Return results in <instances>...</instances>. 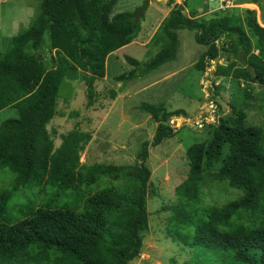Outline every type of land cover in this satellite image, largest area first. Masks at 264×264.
I'll return each mask as SVG.
<instances>
[{"label":"trees","instance_id":"1","mask_svg":"<svg viewBox=\"0 0 264 264\" xmlns=\"http://www.w3.org/2000/svg\"><path fill=\"white\" fill-rule=\"evenodd\" d=\"M115 4L41 0L30 27L0 51V111L10 107L18 115L0 123V170L15 175L9 189H0V264H132L142 251L149 228L148 148L172 138L168 122L185 112L141 103L140 111L156 124L155 133L127 166L84 167L80 153L91 134L75 128L55 148L47 129L63 79L81 73L91 106L93 85L105 77L108 56L140 31V22L134 26L133 21L139 8L112 15ZM227 11L202 18L186 16L174 5L147 43L158 51L146 62L126 57L132 69L117 81L124 85L176 61L177 32L188 30L206 48L195 70L205 72L214 62V76L256 84L264 97V27L253 10H244V18ZM45 32L55 52L50 69L44 57L37 58ZM244 93L251 97L246 88ZM116 95L111 92L113 100ZM232 112L233 117L212 126L208 140L186 149L188 176L174 189L177 203L167 235L193 253L194 264H264V130L247 123L244 109ZM216 164L228 185L243 194L205 207L198 178ZM32 188L43 190L45 197L50 188L52 197L39 204L32 199L16 203L11 213L10 203Z\"/></svg>","mask_w":264,"mask_h":264},{"label":"rangeland","instance_id":"2","mask_svg":"<svg viewBox=\"0 0 264 264\" xmlns=\"http://www.w3.org/2000/svg\"><path fill=\"white\" fill-rule=\"evenodd\" d=\"M41 0H0V51L10 46V39L28 29L39 12ZM147 0H116L112 15L122 12H135ZM177 0H149L140 18V31L132 42L113 52L106 60V74L93 85V104L87 106V92L81 73L76 78H64L56 100V113L47 126L54 147L61 144L62 136L73 129L91 134V140L80 153V165L93 164L132 165L136 161L141 144L151 141L156 124L150 116L141 112L139 105L164 104L167 110L181 109L185 116L173 117L168 125L174 135L156 147H149L146 166L150 170V186L147 201L149 228L143 239L142 251L132 264H194L193 253L183 248L167 235L168 218L171 208L177 203L174 189L188 176V162L185 152L193 144L210 138L212 126L219 119L233 117L232 109H244L247 123L264 130V97L256 84H249L230 77H217L212 74L214 62L205 72L193 68L205 47L194 41V32L180 30L177 59L163 65L157 72L137 78L121 85L117 77L127 73L132 67L125 58L130 57L146 62L155 55L158 47L148 46L150 38L163 17ZM238 7L228 14H239L244 18V10H253L258 25L264 27V0H237ZM184 8H183V6ZM186 16L209 18L208 5L204 0H187L182 3ZM203 5V6H202ZM216 6L215 3L211 4ZM202 7V10L196 11ZM205 13V14H204ZM167 16V15H166ZM253 41H255L253 39ZM47 69L52 68L51 59L55 52L50 49L49 36L42 38ZM247 86V87H246ZM246 88L250 98L244 93ZM117 95L113 100L111 92ZM17 112L7 107L0 111V123L17 118ZM219 164L213 170H205L198 178L202 187L203 206H222L243 194V190L231 188L227 180L218 172ZM15 175L8 169L0 170V189H9ZM33 189V190H32ZM23 190L10 203H24L28 199L44 203L51 198L52 189L47 193L38 188Z\"/></svg>","mask_w":264,"mask_h":264},{"label":"built area","instance_id":"3","mask_svg":"<svg viewBox=\"0 0 264 264\" xmlns=\"http://www.w3.org/2000/svg\"><path fill=\"white\" fill-rule=\"evenodd\" d=\"M204 1L208 5L207 14H212L214 12H225L227 10L234 9V8L238 7L236 0H204ZM176 2L179 5H182V3H184L183 0H177ZM212 3H215L216 6L212 7L211 6ZM182 13L185 14V13H187V11H184Z\"/></svg>","mask_w":264,"mask_h":264},{"label":"water","instance_id":"4","mask_svg":"<svg viewBox=\"0 0 264 264\" xmlns=\"http://www.w3.org/2000/svg\"><path fill=\"white\" fill-rule=\"evenodd\" d=\"M149 4V0H147L144 5L138 9V11L135 13V15L133 16V21H134V26L137 25V23L139 22L140 18L143 15L144 10L146 9V7ZM37 58L39 59V55L37 56Z\"/></svg>","mask_w":264,"mask_h":264},{"label":"crops","instance_id":"5","mask_svg":"<svg viewBox=\"0 0 264 264\" xmlns=\"http://www.w3.org/2000/svg\"><path fill=\"white\" fill-rule=\"evenodd\" d=\"M236 3H237V0H236ZM203 6V5H202ZM237 6H238V4H237ZM200 10H202V7L200 8V9H198V10H196V11H200ZM208 10V9H207ZM170 11V10H169ZM187 11V10H186ZM168 14V12L165 14V16L163 17V19L166 17V15ZM201 15H199V16H197V17H201V16H203V13H200ZM205 14V13H204ZM207 14V13H206ZM162 19V20H163ZM161 23V22H160ZM160 23H159V25H160ZM156 31V30H155ZM113 54V53H112Z\"/></svg>","mask_w":264,"mask_h":264},{"label":"clouds","instance_id":"6","mask_svg":"<svg viewBox=\"0 0 264 264\" xmlns=\"http://www.w3.org/2000/svg\"><path fill=\"white\" fill-rule=\"evenodd\" d=\"M184 8V7H183ZM186 11V10H185ZM182 12H184V11H182ZM188 13V12H187ZM215 13V12H214ZM185 15V14H184Z\"/></svg>","mask_w":264,"mask_h":264}]
</instances>
